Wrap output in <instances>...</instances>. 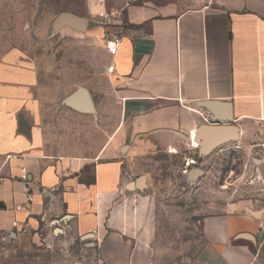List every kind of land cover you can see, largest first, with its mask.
<instances>
[{
  "label": "crops",
  "instance_id": "crops-1",
  "mask_svg": "<svg viewBox=\"0 0 264 264\" xmlns=\"http://www.w3.org/2000/svg\"><path fill=\"white\" fill-rule=\"evenodd\" d=\"M104 10L89 0L94 18ZM123 12L120 23L84 36L116 29L120 37L114 54L112 40L94 48L101 54L98 81L91 77L84 85L96 116L55 100L51 75L34 67L29 55L11 48L0 56V233L28 230L38 219L52 223L51 215L60 221L69 215L64 221L81 234L95 230L98 202L117 184L119 170L117 160L103 157L122 134H131L135 151L160 142L178 148L200 126H219L202 133L200 144L236 131L244 147L258 144L264 151V0H139ZM112 108L116 127L95 139L94 125L103 124ZM64 114L78 122L74 133L62 125ZM225 119L231 122L213 123ZM28 192L29 210L23 207ZM201 228L204 243L195 264H255V240L238 234L257 239L264 221L215 213L203 217Z\"/></svg>",
  "mask_w": 264,
  "mask_h": 264
},
{
  "label": "rangeland",
  "instance_id": "rangeland-1",
  "mask_svg": "<svg viewBox=\"0 0 264 264\" xmlns=\"http://www.w3.org/2000/svg\"><path fill=\"white\" fill-rule=\"evenodd\" d=\"M96 1L106 8L102 12L115 15L101 17L99 12L95 19L87 11L89 0H0V56L11 48L29 55L34 67L45 71L47 78L51 75L57 101L77 85L85 87L88 78L98 81L101 54L94 49L96 42L119 35L116 29H104L84 38L86 31L120 23L123 8L139 0ZM62 11L84 16L88 28L53 30ZM74 40L95 42L77 45ZM90 114L96 116V110ZM106 115L103 124L94 125L95 139H103L116 127V109L107 110ZM61 121L64 128L70 124L73 133L79 127L72 114H64ZM124 130L127 134V123ZM112 136L110 132L107 138ZM235 138L198 147L187 141L178 148L160 142L135 151L130 133L115 137L103 161H118V179L98 202L99 226L81 234L74 225L51 215L52 223L38 219L28 230L0 233V264H195L204 243L205 215L240 212L264 221L263 150H249ZM257 158L259 165L253 162ZM87 169L90 176L93 167ZM140 176L144 177L142 188L136 185ZM262 231L254 241L255 264H264Z\"/></svg>",
  "mask_w": 264,
  "mask_h": 264
},
{
  "label": "water",
  "instance_id": "water-1",
  "mask_svg": "<svg viewBox=\"0 0 264 264\" xmlns=\"http://www.w3.org/2000/svg\"><path fill=\"white\" fill-rule=\"evenodd\" d=\"M88 21L87 18L84 16H80L74 12L71 11H62L60 12L57 17L55 18V21L53 23V30H57L63 26H68L73 29L84 31L87 28ZM63 103L70 106L71 108L81 111V112H93L94 111V105L92 98L88 92V90L85 87L79 86L75 91H73L70 95L64 98ZM203 108L210 109L211 104L207 102H203L201 105ZM229 123L231 122V119H225L223 121L219 120H213V123ZM218 132L221 131L219 126H200L196 133L198 135L199 140L203 139L202 133L204 132ZM236 132V131H235ZM236 139V138H235ZM220 140V139H217ZM216 140V141H217ZM202 142V141H200ZM144 177L140 176L136 179V185L138 188H142L144 185ZM69 218V215H64L61 217V220H67ZM55 223L58 222L57 219L54 220ZM55 232H60L61 229L55 228ZM263 234L260 232L257 236L261 237ZM238 237L242 238H248L251 240H255V236L250 233H239Z\"/></svg>",
  "mask_w": 264,
  "mask_h": 264
},
{
  "label": "built area",
  "instance_id": "built-area-1",
  "mask_svg": "<svg viewBox=\"0 0 264 264\" xmlns=\"http://www.w3.org/2000/svg\"><path fill=\"white\" fill-rule=\"evenodd\" d=\"M99 15L101 17H109L110 18V17L114 16L115 13L114 12H106L105 11V12H101ZM119 42H120V37L115 36L114 39H112V41L108 43L109 44L108 50H109L110 53L114 54L116 52ZM112 69H113L112 65H110L107 68L108 71H112ZM22 178L26 179V174L25 173L22 175ZM32 201H33V196H32L31 193L28 192L27 195H26V202L23 205V207L25 209L29 210V206H30V203ZM15 208L16 209H20V205H16Z\"/></svg>",
  "mask_w": 264,
  "mask_h": 264
},
{
  "label": "bare ground",
  "instance_id": "bare-ground-1",
  "mask_svg": "<svg viewBox=\"0 0 264 264\" xmlns=\"http://www.w3.org/2000/svg\"><path fill=\"white\" fill-rule=\"evenodd\" d=\"M232 136L234 137H236L237 135H236V132H234V133H232ZM190 144L193 146V147H197V146H199V144H200V141H199V138H198V135H197V133H196V131L194 130L193 132H192V134H191V136H190ZM190 162V161H189Z\"/></svg>",
  "mask_w": 264,
  "mask_h": 264
},
{
  "label": "flooded vegetation",
  "instance_id": "flooded-vegetation-1",
  "mask_svg": "<svg viewBox=\"0 0 264 264\" xmlns=\"http://www.w3.org/2000/svg\"><path fill=\"white\" fill-rule=\"evenodd\" d=\"M236 139H238V137ZM237 148H241V146H238ZM253 150L257 152V150H261V149H259L258 144H253ZM263 153H264V151H263ZM260 161H261V159L257 158L256 161H253V162L255 164L259 165V164H261ZM189 164H190V162H189ZM232 168H234V172L236 171V169L238 170V167L235 164L232 166Z\"/></svg>",
  "mask_w": 264,
  "mask_h": 264
}]
</instances>
